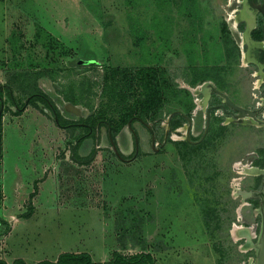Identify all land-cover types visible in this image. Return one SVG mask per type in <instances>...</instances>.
<instances>
[{
	"label": "rangeland",
	"instance_id": "1",
	"mask_svg": "<svg viewBox=\"0 0 264 264\" xmlns=\"http://www.w3.org/2000/svg\"><path fill=\"white\" fill-rule=\"evenodd\" d=\"M237 4L0 0V218L10 223L0 235V258L31 264L85 251L103 261L113 250H143L155 264H247L250 237L234 227L258 231L253 201L259 203L264 175L231 183V164L250 151L255 164L264 162V118L259 111L247 120L210 111L194 146L199 142L185 143L182 115L190 117L193 141L204 125L203 82L250 108L264 97L255 66L239 65L244 22ZM226 49L235 52L229 59ZM113 67L127 68L126 77L109 73ZM141 67L152 68L145 99L135 72ZM112 86L122 98L110 99ZM34 92L62 118L89 115L110 129L100 126L78 141L83 129L57 125L50 109L29 97ZM122 106L134 116L117 127ZM75 155L91 157L79 162ZM35 180L32 213L22 217Z\"/></svg>",
	"mask_w": 264,
	"mask_h": 264
},
{
	"label": "trees",
	"instance_id": "2",
	"mask_svg": "<svg viewBox=\"0 0 264 264\" xmlns=\"http://www.w3.org/2000/svg\"><path fill=\"white\" fill-rule=\"evenodd\" d=\"M259 35H261V34L259 33ZM226 51H227L226 55H227L228 59L232 54L233 55L235 54V52L233 50L230 51L229 49L228 50L226 49ZM107 70L112 75L118 73L122 79H124L123 76L126 77L125 73L127 72V68L113 67V68H108ZM135 72L137 74H140L139 79L142 80V82L140 84L144 86V89H146V90H143L140 92V93H142L141 98L142 99L148 98L149 94L147 92V81L150 80L149 76L152 75L151 74L152 68L141 67V68H137L135 70ZM113 90L115 91V86L110 87L108 94H110V92ZM114 91L111 92L112 96L110 97V99H112V100L114 98L120 99L123 97L122 96L123 91H121L120 93H116V94L114 93ZM1 94H2V92L0 90V95ZM29 97L35 98L37 100L38 99L41 100V102H43L50 109L51 114L53 115L57 125H59L60 127H76V126L81 127L83 129V131L77 136L78 141H80L82 139V136H84V137L85 136L86 137L92 136L95 133V130H97L100 126H104L108 130L110 129V126H111L110 122H108L107 120H104V119H96V120L91 122L89 115L86 118H82V117L79 118L78 122L62 118L61 115L59 114L58 110L55 108V106L51 102V100L41 92L30 93ZM21 109H23V107L17 108L16 111L19 112V110H21ZM127 110L128 109L126 106H122L120 108V113H118V117L115 121L117 127H120L124 123L126 124L128 119H130V117L134 116V113H132L130 110H128V111ZM177 124H178V122L173 123L171 128L175 127ZM196 140L185 141V143L186 142H194ZM198 145H200V142L195 144L194 146H198ZM75 156L79 162H87L91 157V155H89L87 157H81V156H77V155H75ZM263 164H264V162L263 163L261 162V165H258V166L262 167ZM257 176H259V175H257ZM258 181H259V179L256 178V184L257 185H258ZM35 182H36V180L34 181V184H33V190L29 193L27 210L22 215V217H29L30 214L32 213V205H31L30 198L36 192ZM0 196H1V192H0ZM253 203L258 205V202H256V201H253ZM0 226H1L0 235H5L10 230V223L6 219L0 218ZM0 264H28V263H26L23 260V258H21V257H15L10 263H8L6 260L0 258ZM32 264H155V263H154V260H153L151 253L148 251L142 250V251L134 252L131 254H123L120 251L113 250L111 253V256L109 258H107L106 260H103V261L92 260L90 258L89 253L85 252V251H79V252L62 251V252H59L57 254V256L55 257L54 260L41 259V260H38Z\"/></svg>",
	"mask_w": 264,
	"mask_h": 264
},
{
	"label": "flooded vegetation",
	"instance_id": "3",
	"mask_svg": "<svg viewBox=\"0 0 264 264\" xmlns=\"http://www.w3.org/2000/svg\"><path fill=\"white\" fill-rule=\"evenodd\" d=\"M237 3H239L241 5L239 6V4H237L239 6V8H238V6L237 7L235 6L234 12H237L236 14H237L238 20L240 19V20H242L244 22V26L242 28V33H241V35H239V37L242 39V42L240 43L241 44V48H239V44L237 45L238 46V50H239V54H240V56H239V65L241 67L242 66H244V67L248 66L249 64L255 66V68H253L252 71L255 72L254 74H257L258 76H260V78H258V79H260V81L257 84V86L259 87L260 83L261 84L264 83V50L260 47L261 40H262L263 18H262L261 12L258 9V5L260 3L257 2V0H241V1L237 0ZM255 13L257 14L256 16H255ZM238 25H239L238 22H236L235 26H233V28H234L233 30L239 31ZM246 30H247V35L248 36L244 37V33H245ZM259 33L261 35H259ZM241 56L242 57L244 56L246 58V60H247L245 65L242 64ZM254 74H252V75H254ZM207 89H208V97H207L208 99L206 100V103L204 105V109H206V107L217 105V104H220V103H222L224 105V108L219 107V106L218 107L217 106L212 107L209 110V114H210V111H212L214 114H217V112H218L221 115H224L225 117L226 116L230 117L231 119H233V118H235V119H243L241 117L236 118V117L232 116L231 113H229V110H231V109H230V107H228L225 104V101H224L223 97L220 96L217 93L219 90L212 89L211 87H210V89L207 87ZM220 92H224V91H220ZM211 93H213L217 97V100L215 102H212L211 100H209ZM224 93H226V92H224ZM226 95H227V93H226ZM234 104H236V103H234ZM237 105H239V104H237ZM253 105H254V108H250L249 106H242V105H240V106H242V107H244L246 109L252 110L254 112V115H253L252 118L255 117V114H256L257 111H259L260 116L264 118V114H263V112H264V97L263 96H258V100H256ZM232 111L234 113H236L235 110H232ZM204 113H205V111H204ZM258 120H261V119L258 118ZM258 167H260V166H258ZM260 168H264V165L262 167H260ZM260 189L256 193V195L258 196L259 200H260L259 195L261 194ZM249 250H251V249H249ZM250 256L253 257V250L250 251Z\"/></svg>",
	"mask_w": 264,
	"mask_h": 264
},
{
	"label": "water",
	"instance_id": "4",
	"mask_svg": "<svg viewBox=\"0 0 264 264\" xmlns=\"http://www.w3.org/2000/svg\"><path fill=\"white\" fill-rule=\"evenodd\" d=\"M258 9L261 12L262 18H263L262 40H261L260 47L264 50V0H262V2L258 5ZM206 84H210V82H207ZM0 89H1V86H0ZM217 93L223 97L225 104L228 107H230L231 110H229V113H231L232 116H234L236 118H239V117L243 118L242 116H244V115H249L250 117H253L254 112L252 110L246 109L240 105L234 104L228 98L226 93H224V92L218 91ZM215 106H217V107L219 106V107L224 108V105L222 103L206 107L203 129L201 131L199 138L196 141H199L200 139H202L203 136L206 134V131H207L208 125H209V110ZM1 109H2V98L0 95V113H1ZM232 110H235L236 113H234ZM173 112L174 111H171L169 113V115H171ZM183 116L185 117L186 122H187V124L185 125L184 137L187 141H191L189 138L190 117L186 114H183ZM258 121L264 122L262 120H258ZM128 123H129V121H128ZM166 134H167V130L165 131L164 137H166ZM196 141H194V142H196ZM255 171L257 174L264 175V168H255ZM260 192H261V194L259 195L260 200H259L258 206L255 208L256 209L255 212L259 214V228H258L257 235H256L254 242H252L253 240H251V238H250L251 249L253 250V257H251L248 260L247 263H249V264H264V186L261 187Z\"/></svg>",
	"mask_w": 264,
	"mask_h": 264
},
{
	"label": "built area",
	"instance_id": "5",
	"mask_svg": "<svg viewBox=\"0 0 264 264\" xmlns=\"http://www.w3.org/2000/svg\"><path fill=\"white\" fill-rule=\"evenodd\" d=\"M264 114V112H263ZM250 157L249 159H247L246 161L240 159V160H236L234 162H232L231 164V168L233 171H235L236 175L237 174H242L239 175V176H236L235 177H231V183H235V184H239L240 183V178L245 176V175H258L255 171V168H260L258 167L255 163H254V156H255V151H250L247 153ZM240 177V178H238ZM239 179V180H238ZM234 184V185H235ZM239 185H237L236 187H238ZM257 225V223H255ZM241 225V224H240ZM242 226V225H241ZM250 238L251 240H254L256 238V235L257 233L253 230L252 233L250 234ZM251 249V248H250ZM252 256L249 257V259L251 258ZM248 259V260H249ZM247 260V262H248Z\"/></svg>",
	"mask_w": 264,
	"mask_h": 264
},
{
	"label": "bare ground",
	"instance_id": "6",
	"mask_svg": "<svg viewBox=\"0 0 264 264\" xmlns=\"http://www.w3.org/2000/svg\"><path fill=\"white\" fill-rule=\"evenodd\" d=\"M231 14H232V13H231ZM231 14H230V15H231ZM232 17H233V15H232ZM232 26H235V20H234ZM245 36H248V35H247V30H246L245 33H244V37H245ZM239 48H241V45H239ZM206 83H207V82H203L202 85H201V88H203V93H204V98H203V100H202V104H205V103H206V99H207V96H208V89H207V84H206ZM242 117H243L244 120H247V119H250V118H251L249 115H244V116H242ZM176 131L179 132V128L176 129ZM233 226H234V225H233ZM234 228H235V229L237 228V229H236L237 232H238V229H239V230H240V229H247V230H246V231H247V232H246V234H247V235H246L247 238H249V237L251 236V235H250L251 232L249 233V228H248V227L245 228L244 226H241V225L237 227V226L235 225ZM239 233H240V232H239ZM241 233H242V232H241ZM250 245H251V241H250ZM247 264H249V263H247Z\"/></svg>",
	"mask_w": 264,
	"mask_h": 264
},
{
	"label": "crops",
	"instance_id": "7",
	"mask_svg": "<svg viewBox=\"0 0 264 264\" xmlns=\"http://www.w3.org/2000/svg\"><path fill=\"white\" fill-rule=\"evenodd\" d=\"M54 257H56V256H54ZM21 258H22V257H21ZM102 260H103V259H102ZM105 260H106V259H105ZM36 261H38V260H34L32 263H34V262H36ZM98 261H100V260L98 259ZM32 263H31V264H32Z\"/></svg>",
	"mask_w": 264,
	"mask_h": 264
}]
</instances>
